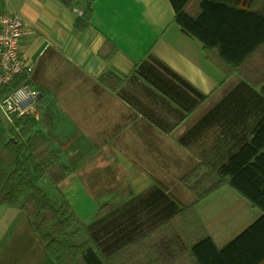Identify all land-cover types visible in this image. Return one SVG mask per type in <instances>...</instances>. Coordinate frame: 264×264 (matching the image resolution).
<instances>
[{
	"label": "crops",
	"instance_id": "1",
	"mask_svg": "<svg viewBox=\"0 0 264 264\" xmlns=\"http://www.w3.org/2000/svg\"><path fill=\"white\" fill-rule=\"evenodd\" d=\"M91 6L89 25L78 30L77 5L0 0V13L26 25L21 75L39 95L25 118L51 142L57 174L46 176L91 238L105 236L97 242L106 264H196L182 240L208 234L222 249L263 214L239 202L226 228V214L203 205L239 194L218 171L264 117L261 86L251 81H263L264 45L242 70L249 77L229 75L210 58L219 59L217 50L182 31L171 0ZM213 185L200 201L194 188ZM36 237L25 211L0 206V264H57Z\"/></svg>",
	"mask_w": 264,
	"mask_h": 264
},
{
	"label": "trees",
	"instance_id": "2",
	"mask_svg": "<svg viewBox=\"0 0 264 264\" xmlns=\"http://www.w3.org/2000/svg\"><path fill=\"white\" fill-rule=\"evenodd\" d=\"M60 2L75 5L74 0ZM261 2L264 0H171L175 21L182 31L202 42L209 52L217 50L219 59L211 54L210 58L225 72H239L244 76L248 75L242 70L264 45V3L261 5ZM89 10L88 7L87 17L76 21V29L89 25ZM261 74L264 76V71ZM25 81L20 74L3 88V94L28 84ZM251 81L261 86L264 95V78L262 82ZM25 117H14V125L9 129L0 119V206L20 208L27 213L34 232L46 244L50 257L57 264H77L78 256L85 264H106L98 246L105 236L91 238L75 247L69 244L66 230L70 226L68 221L74 220L70 205L62 197L61 208H55L38 185L47 174H57L52 166L57 165L56 156L54 154L49 164L50 140L42 132L35 131L38 123L34 119ZM252 135L251 141L233 154L218 174L228 177L231 187L263 214L222 249H218L208 234L192 238L193 243L186 245L191 244L190 253L196 264H264V117ZM26 136L28 142L24 141ZM216 186L202 193L194 188V192L201 201L211 195ZM53 220L57 222L51 235L47 229Z\"/></svg>",
	"mask_w": 264,
	"mask_h": 264
},
{
	"label": "built area",
	"instance_id": "3",
	"mask_svg": "<svg viewBox=\"0 0 264 264\" xmlns=\"http://www.w3.org/2000/svg\"><path fill=\"white\" fill-rule=\"evenodd\" d=\"M26 33V25L18 14L0 13V111L9 121L36 112L39 92L29 85L3 94V88L27 69L19 49Z\"/></svg>",
	"mask_w": 264,
	"mask_h": 264
},
{
	"label": "rangeland",
	"instance_id": "4",
	"mask_svg": "<svg viewBox=\"0 0 264 264\" xmlns=\"http://www.w3.org/2000/svg\"><path fill=\"white\" fill-rule=\"evenodd\" d=\"M75 2L78 3V0H74V4H75ZM92 2H93L92 0H82L81 2H79V4H77V3L75 4V5H77L80 8L83 17H87L86 11H87L88 7L90 8V10H92V6H91ZM3 13H9V12H3ZM35 90H37V89H35ZM36 110H37V105H36ZM3 116L4 115L2 113H0V119L3 121V124L5 125V127L7 129L11 128L13 126V124L11 122H6V120L4 119L6 117L5 116L3 117ZM66 172L67 171H65V170H61V174H64ZM48 177H49V175L44 178L43 182H41L40 184H38L39 185V188H41L43 190V192L46 194V196L51 200V202L54 205V207L57 208V209H60L61 208V205H62V200L61 199H62L63 196L59 193V190H57L58 189V186L56 184L51 183L52 180L55 177H53L52 180L50 178H48ZM234 192H236V191H234ZM236 196H237L236 198H233L229 194H223V195L221 194V195H218V196L214 197L213 199L208 200L203 205V210L205 212H209V213H213V212H216L217 211L219 213V217L221 215H223V214H226L225 217H224V226L227 228L231 224V222L233 220V215L235 214L234 211L238 212V210H234V211L231 212L230 215H227L228 210H231L233 208V206L236 205L239 202H247L246 199H244L241 195L238 194ZM203 200H201V201H203ZM243 200H245V201H243ZM17 209H20V208H17ZM191 209H192V211H194L193 208H191ZM241 209L242 208H240V210ZM255 209L256 210H259L257 208H255ZM73 215H74L73 216V219L74 220L71 219L73 221H68V223L70 224V226L67 227L66 235L67 236H70V240H68L69 244L71 246L75 247V246H79V245L83 244L84 242H86L89 239L92 240L91 239L92 236L90 234L91 233L90 229L88 228L89 229V231H88L87 227L84 226V224H82L80 221H79L80 223L77 221L78 218L75 216L74 213H73ZM60 217L58 215L57 219H60ZM82 221L85 222V220H82ZM193 221L195 222V226H196V224L198 223L197 219L194 218ZM56 222H57V220L56 221L53 220L50 223V225H49V227L47 229V231L50 232L51 235H53V233L55 231V224H56ZM192 224L194 225V223H192ZM204 230L205 229L202 227V231H204ZM205 233H207V232L205 231ZM36 235H38V234H36ZM214 235L216 236V234H214ZM54 237H55V235L52 238H54ZM179 238H177V239H179ZM34 239L40 240L44 244V246H45L44 250L48 253L47 246L41 240L40 236H38V237H36ZM56 239H58V238H56ZM190 240H191V237H189L187 240L185 239V241L182 240V243L183 242L188 243V242H190ZM136 241H134V242L136 243ZM171 243H173V242H171ZM64 253L69 254L70 252L69 251H67V252L65 251ZM150 253H152V250L150 251ZM187 257H188V255H187ZM188 258H191V257L189 256ZM76 263L77 264H84L82 262L80 256H78V258L76 259Z\"/></svg>",
	"mask_w": 264,
	"mask_h": 264
}]
</instances>
